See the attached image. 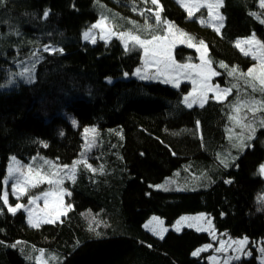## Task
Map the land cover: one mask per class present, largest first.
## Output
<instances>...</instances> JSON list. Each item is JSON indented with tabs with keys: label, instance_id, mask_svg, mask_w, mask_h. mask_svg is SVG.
Returning a JSON list of instances; mask_svg holds the SVG:
<instances>
[{
	"label": "trees",
	"instance_id": "trees-1",
	"mask_svg": "<svg viewBox=\"0 0 264 264\" xmlns=\"http://www.w3.org/2000/svg\"><path fill=\"white\" fill-rule=\"evenodd\" d=\"M159 4L162 20L187 31L194 44L204 41L221 73L213 83L239 85L227 99L210 96L202 107L188 108L183 96L190 83L176 88L133 77L143 64L139 47L126 51L118 39H83L102 17L118 32L164 35L167 25L156 24L157 6L150 0L0 3V197L12 156L61 164L83 157L96 169L82 163L66 182L72 208L55 223L32 227L24 211L13 215L0 199V264H38L41 253L48 264H210L213 250L192 253L216 243L213 233L171 228L180 216L197 212L212 217L216 234L249 238L251 255L231 264H263L258 247L264 243V110L255 116L246 111L244 121L257 125L251 147L235 146L228 131L238 98L254 99L257 107L264 101V93L245 84L251 77L240 75L256 59L236 47L253 35L264 43V7L261 0H223L217 32L205 9L189 16L176 0ZM44 46L63 52H45ZM33 55L38 60L29 82L18 75L19 66ZM174 57L181 64L200 61L185 45L174 49ZM233 67L237 75L230 77ZM183 184L185 190H178ZM46 188L30 191L27 199ZM153 215L168 226L162 238L144 227Z\"/></svg>",
	"mask_w": 264,
	"mask_h": 264
},
{
	"label": "rangeland",
	"instance_id": "rangeland-1",
	"mask_svg": "<svg viewBox=\"0 0 264 264\" xmlns=\"http://www.w3.org/2000/svg\"><path fill=\"white\" fill-rule=\"evenodd\" d=\"M176 1L187 12H188V8H192L194 14L196 12L200 11L201 9H205L206 13H207V19L209 20V24L212 27H214V26H219V28L222 27L223 21L221 24L220 21L214 20L213 18L209 17V15H208V9H207L206 5L209 2H215V0H176ZM201 4L204 6L199 7V10H197L196 6L201 5ZM222 5H223V0H222L220 6L218 8L213 9V15H215L216 13H219V15L222 16V14H221ZM96 23H94V24H96ZM90 29H91V38H95V41L101 40V41H105L106 43H109L113 39H118L123 44L122 40L118 38V34L120 32L115 31L112 24L110 22H108L107 20H106V28L104 30H101L99 28H92V26H91L87 31H89ZM124 32L127 33L129 31H124ZM101 37H104V38L102 39ZM172 37L175 41V45L172 48L173 57H174V49L177 46H179V45L188 46L189 44H194L192 42V40L190 39V36H189L187 31L178 29L174 25H173V30H172ZM253 37L255 40L261 42V44H264L256 35H253L250 38L243 40V42L246 40H249ZM91 38L89 40H85L84 35H83V39L87 42L92 43ZM181 41H183V43H181ZM243 42H241L240 46L243 49H245L246 51H249V54H251V55L255 54V55L259 56V55H261L262 52H264V50L260 49V47L258 45H256L255 43L250 45L248 43H243ZM194 45H196V47H191V48H194L196 51H197V48L201 49L200 51H197L199 54V58L201 57V55L203 53L204 58L206 60L210 61L208 58L207 46L205 44L203 46H201L200 44H194ZM49 47L55 48L53 46H49ZM129 47L131 48V44L129 45ZM55 49H57V48H55ZM174 59H175V57H174ZM37 60H38L37 57H35L34 55L31 56L27 62H24L23 64H21L19 66L20 72L23 71L24 68H30V69H32V79H34V76H35L34 70H35V65H36ZM143 61H144V54H143ZM200 63H201V60L195 64H200ZM33 64H34V67H33ZM259 64H260L259 60L256 59V62L252 66V67H255L256 71L254 74H256V75H258L259 71H260ZM210 66L214 69L212 63L210 64ZM137 69H141V75H147L149 78L141 79L140 75L136 74ZM137 69L134 71L133 77L138 78L140 80L163 82L164 79L167 78V75L160 76L159 78H154L155 74H156V67L152 66V65L145 67L144 63H143ZM213 78L214 77H212L210 79L209 83L212 85H216L213 83ZM109 81H112V80L110 79ZM187 82L190 83L192 88H193L191 81L188 79H183V78L181 79L180 86L183 83H187ZM166 84L172 85L174 87V85L172 83H166ZM257 86L259 87L258 84H257ZM192 88H191L190 92L192 91ZM221 88H224V87H221ZM197 91H199L198 86H197ZM189 93H187L183 96V100H184V97L187 96ZM194 95H196V93H194ZM212 95H213V93H208V97H210ZM207 100H206V102H207ZM223 100H225V99H222L221 101H223ZM259 102L260 101H258V103ZM204 103L205 102H203V105H204ZM195 105L199 106L200 103L198 102V103L193 104V106H195ZM247 109H249V108L245 107L243 105V107L240 108L239 112L236 111V115H235L236 119H234V121H233L234 125H232V127L228 131L229 132L228 133L229 138L232 140L233 144H235V146H237V147H238V145H240L242 138H243L244 143L246 145H248L250 143V141L247 140V137L249 135H252V137H253L254 136L253 129L255 130V127H257V125L255 123H253V121H248V120L244 121V117L245 116L248 117V115H249V112L246 113ZM76 125H77V123H76ZM85 129H89V128H84V130ZM84 130H83V132L85 133ZM245 147H247V146H245ZM245 147H243V148H245ZM243 148H241V149H243ZM13 157L14 156H12L9 160V164H8V168H7V174H6V177L4 179V185H5L4 193L7 192V194H8V205L15 206L17 203H21V204L28 206L30 211H31V214H32L33 222H39V225L45 224L46 220L51 219L55 215V210L57 209V207L61 211H63L64 213H68V211L72 208V204L69 203V201H68V198H67L68 195L63 194L61 190L66 189L67 193H70V189L66 186V182L69 180H72V179H68L67 177L72 174L71 169H72L73 163L61 164V163L57 162L56 160L50 159L47 157L33 158L32 161L26 163L17 157H15V160H13L12 159ZM46 161L48 163H45ZM75 161L80 162V163H77L76 168H75V175H76V173L79 169V166L83 165L84 164L83 162L84 161L87 162V160L83 157H80V158L76 159ZM65 165H67L68 168H64ZM10 166L19 168L24 173L25 176L31 177L30 184L27 186H24L26 188L27 194H29L30 191L35 190V189H39V188H43V187L45 188V186H47V188L41 192H38L36 195H29L28 199H27V194L26 195H20L19 193H17V195H13L12 194V184L14 183V181L8 180L7 183H5V180L8 177V169ZM262 174H264V173H262ZM47 179H53V180L60 179V180H62V183L58 186L53 185V184H48ZM41 181H43V182H41ZM33 183L36 184L35 187L30 186ZM185 186L186 185H184V184L178 185L177 189L180 191L185 190ZM46 192L50 193L47 196V198H45L43 195ZM34 196L40 197V199H38L35 202V204L29 205V198L34 197ZM57 196H60L59 200L57 199ZM66 205H71V208H67ZM22 211H24V210L22 209ZM24 212L26 213L27 220H28L29 213L26 211H24ZM64 215H62L59 220H61ZM182 217L183 218L200 217L201 219L200 220H192V219L182 220L181 219ZM153 218H156V219H153ZM59 220H57V221H59ZM178 221H180V224H179L180 230H182L183 228L186 227V228H191V229H195L197 231H200V230H198V227L202 226L206 230L200 231V232L213 233L216 243L206 244V245L199 248V249H203L206 246L211 245V247H207V250H206V251L213 250V253L208 256V260H209L210 264H224L225 261H227V264H231L233 261L236 260V259H233V257L240 256L242 258L244 256H248L246 253H251V251L248 250V243H249L248 237H246L247 243L243 246V251H239V252L233 251L232 249L236 247V245L233 242L244 239L245 237H243V238H231L228 235H226L225 233L216 234L214 221H213L212 217L210 215H208L206 212L184 214L175 220V222L171 226L172 229L176 230ZM208 221H210V224L208 223ZM189 224H192L193 226L189 227L188 226ZM145 225H149V227H145ZM144 227L147 229H150V231H152L151 229L154 227L166 229V231H162L158 235L155 234V235L160 236V237L164 236L168 230V226H166V224L164 223V220L160 216H157V215H153L152 217H150L145 222ZM220 242H223V250L220 252H217L216 249L222 247V244ZM261 248H264L263 242L259 243L258 259L261 263L264 264V254H262L260 252ZM202 252H205V251H201L198 255H200ZM39 256L40 257L37 258L38 264H48L46 261L47 258L44 255V253H41Z\"/></svg>",
	"mask_w": 264,
	"mask_h": 264
},
{
	"label": "snow or ice",
	"instance_id": "snow-or-ice-1",
	"mask_svg": "<svg viewBox=\"0 0 264 264\" xmlns=\"http://www.w3.org/2000/svg\"><path fill=\"white\" fill-rule=\"evenodd\" d=\"M3 0H0V3H2ZM152 5H156L157 6V10L153 13L154 18H155V22L156 24L159 26L161 24L167 25V27H165L163 29L164 35H158V34H153L151 35L150 38H142L141 35H137L134 34L133 32H120L118 34V38L122 40L123 42V46L125 48L126 51L128 50H133L136 47H139L140 49H142L143 54H144V66L148 67L150 65L155 66L156 67V74L154 78H159L160 76H165L167 75V78L164 79V83H172L174 85V87L179 88L180 84H181V79H188L191 81L193 88L192 91L184 97V104L188 107L191 108L193 107V104L195 103H200V106H203V102H206V100L209 98L208 97V93H213V95L211 96V99H214L216 101H221L222 99H227V97L231 94L232 92V88H239L238 84H233L232 87H224L221 88L219 85H212L209 83L210 79L212 77H216L221 75V73L217 72L216 70H214L210 64L211 62L206 60L204 58V55L202 53L200 60L201 63L200 64H191V63H178L172 54V48L175 45V41L172 37V30H173V25L166 21V20H162L161 18V11L163 9V6L159 4V0H150ZM222 0H215V2H209L207 3L206 7L208 9V15L209 17L213 18L214 20L220 21L222 24L223 21V17L219 15V13H216L215 15H213V9L218 8L221 4ZM204 5H197L196 8L197 10H199V7H203ZM261 6L264 7V0H261ZM135 11V9H133ZM149 12H152V9H148ZM141 15H144L143 12L140 13ZM193 13V9L192 8H188V15L192 16ZM48 13L45 12L44 16L47 17ZM106 20L107 17H102L96 24L92 25V28H99L101 30H104L106 28ZM147 23V20H146ZM261 23H264V21H261ZM148 28H151V25L147 26ZM215 30L217 32H219L220 28L219 26H214ZM145 31H147V29H145ZM156 29H153V32H155ZM91 38V29L87 32L84 33V39L85 40H89ZM102 39L104 37H101ZM91 42L95 43V38H91ZM181 43H183V41H181ZM201 46L204 45V41H200L199 42ZM243 43H248V44H253L255 43L256 45H258L260 47V49L264 50V44H261V42L257 41L253 38L244 41ZM131 44V49L129 47V45ZM241 42L237 41L236 43V47L240 48ZM189 47H196V45L194 44H189ZM45 52H63V49H55V48H50L49 46H44L43 49ZM200 48H197V51H200ZM241 52H243L244 55H249V51H246L243 48H240ZM35 55V54H34ZM253 59H258L260 64H259V74L256 75L255 73V67H250L247 70V73H241L240 75L242 77H251V79H245V84H247L249 87H251L253 92L256 91H260L261 93H264V52L261 53V55L257 56L255 54H253ZM34 67V64H33ZM220 67L222 68H226L227 66L221 62L220 63ZM137 75H140L141 79H147L149 78L147 75H141V69H137L136 72ZM21 78L28 80L29 82L32 81V69L30 68H24L23 71H21L18 74ZM127 75V74H126ZM227 75L230 77H234L237 75V69L235 67H233L231 70H229L227 72ZM257 84L259 85V87L257 86ZM197 86L199 91H197ZM194 93H196V95H194ZM191 98V99H190ZM239 104H243L245 107L249 108V111L252 112L253 116H255V113L258 110H264V101H260L259 102V107H257V102L254 99L248 100V101H239L238 98V104L234 105V109L239 112L240 108H239ZM229 119H236V117H232L230 116ZM244 119H247V116L244 117ZM71 123L75 126L76 125V121L73 119L71 121ZM199 124V122H197V125ZM261 124L264 125V121H261ZM85 133H87L89 131V129H85L84 130ZM94 131V129H93ZM254 131V129H253ZM63 133H61L62 135ZM253 137L252 135H249L247 137V140H251ZM245 146L251 147V145H246L243 141V138L241 139V143L240 145H238V147L243 148ZM88 147H91V144L88 145ZM13 160H15V157L12 158ZM45 163H48L47 161ZM77 163H80L78 161H74L73 165H72V169L71 172L72 174L69 175L67 178L68 179H72L74 180L75 178V168ZM88 168L91 169V165H87V162L84 161L83 162ZM222 163H224V166L227 167V163L222 161ZM64 168H68L67 165L64 166ZM93 172L96 171V169H91ZM260 171L262 173H264V165L260 166ZM8 180H12L14 181V183L12 184V194L13 195H17V193H19L20 195H26V188L24 186H27L30 184L31 181V177L30 176H25L24 173L17 167H12L10 166L8 169V177L5 180V183H7ZM43 182V181H41ZM47 183L48 184H53V185H60L62 183V180L60 179H47ZM31 187H35L36 184H31ZM63 194H67L70 195V193H67L66 189H62L61 190ZM50 193L46 192L44 193V197L47 198V196ZM0 199L3 200V204L8 205V194L7 192L4 193L3 197H0ZM40 199V197H30L29 198V205L31 204H35V202ZM57 199H60V196H57ZM62 202V201H61ZM67 208H71V205H66ZM24 210L26 212L29 213V217H28V223L30 224V226L32 227H39V222H33L32 219V214L31 211L29 209L28 206L21 204V203H17L15 206H11L8 205L7 206V211L12 213L13 215H15L18 211L20 210ZM0 211H3L2 208H0ZM66 213H64L63 211H61L58 207L55 210V215L51 218L46 220V223H54L57 220L60 219V217L62 215H64ZM156 219V218H153ZM182 220L185 219H192V220H200V217H193V218H181ZM208 223L210 224V221H208ZM180 221L177 222V227L176 230L179 231L180 227H179ZM189 227H192V224L188 225ZM145 227H149V225H145ZM153 231L154 234H159L162 231H166V229L163 228H159V227H154L151 229ZM198 230L200 231H204L206 229H204L202 226L198 227ZM162 238V237H161ZM222 244L221 248L216 249L217 252H220L223 250V242H220ZM236 247L233 248V251H243V246L247 243V238L245 237L244 239H241L239 241H235L233 242ZM13 247H15V245H13ZM207 247H211V245L206 246L203 249H198L196 251H194L192 253L193 256H197L201 251H206ZM260 252L262 254H264V248L260 249ZM247 255H251V253H246ZM241 257L240 256H236L233 257V259L239 260ZM224 264H227V261L224 262Z\"/></svg>",
	"mask_w": 264,
	"mask_h": 264
},
{
	"label": "crops",
	"instance_id": "crops-1",
	"mask_svg": "<svg viewBox=\"0 0 264 264\" xmlns=\"http://www.w3.org/2000/svg\"><path fill=\"white\" fill-rule=\"evenodd\" d=\"M206 104V102L204 103V105ZM200 106V105H199Z\"/></svg>",
	"mask_w": 264,
	"mask_h": 264
}]
</instances>
